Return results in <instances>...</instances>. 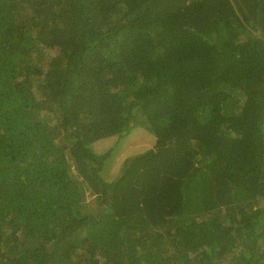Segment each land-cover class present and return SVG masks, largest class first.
Here are the masks:
<instances>
[{
    "label": "trees",
    "instance_id": "1",
    "mask_svg": "<svg viewBox=\"0 0 264 264\" xmlns=\"http://www.w3.org/2000/svg\"><path fill=\"white\" fill-rule=\"evenodd\" d=\"M0 264H264V0H0Z\"/></svg>",
    "mask_w": 264,
    "mask_h": 264
},
{
    "label": "rangeland",
    "instance_id": "2",
    "mask_svg": "<svg viewBox=\"0 0 264 264\" xmlns=\"http://www.w3.org/2000/svg\"><path fill=\"white\" fill-rule=\"evenodd\" d=\"M154 139L153 133L140 127H134L126 136L105 137L95 141L92 147L96 152L103 153L106 150L111 149L110 155L101 171L103 179H112L117 174L120 163L126 155L134 153L133 151L137 147L141 148L142 146H146L145 148H147L151 146ZM85 203L92 211L96 209V206H94V198L92 196H87Z\"/></svg>",
    "mask_w": 264,
    "mask_h": 264
}]
</instances>
